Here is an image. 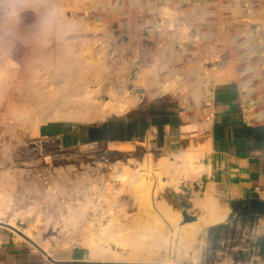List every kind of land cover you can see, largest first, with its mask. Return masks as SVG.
Returning <instances> with one entry per match:
<instances>
[{
    "label": "rangeland",
    "instance_id": "374dc122",
    "mask_svg": "<svg viewBox=\"0 0 264 264\" xmlns=\"http://www.w3.org/2000/svg\"><path fill=\"white\" fill-rule=\"evenodd\" d=\"M263 10L264 0H0V204L6 203L0 225L11 229L5 224L13 221L21 241V231H32L29 243L49 259H69L75 248L86 251L84 261L66 264H93L87 263L86 240L92 234L87 221L95 219L104 227L112 223L132 240L150 230L146 243L155 253L168 246V264L186 253L183 264H194L195 256L200 264H257L256 215L233 211L224 229L211 227L188 242L176 238L167 245L163 237L175 232L165 214L168 206L197 217L191 200L212 182L225 200L215 174L194 183L193 194L179 187L175 194L172 177L176 171L185 177L183 153L199 148L211 156L212 90L224 84L219 79L225 72L231 73L225 83L240 84L246 77L241 43L249 36L252 49L261 52L264 30L241 20ZM64 45L72 58L86 57L81 66L75 64L77 81L89 83L105 102L108 92H116L118 100L128 97L125 113L88 126L48 119L35 89L61 88L65 81L47 78L39 58ZM254 59L248 60V76L263 79ZM162 86L168 87L164 93ZM136 121L146 130L129 140H97L94 134L106 124ZM102 149L128 152L106 161L88 159ZM93 174L103 175V183L89 181ZM143 174L152 188L150 202L136 189ZM108 245L102 242L105 256L95 264H137L128 256L129 246Z\"/></svg>",
    "mask_w": 264,
    "mask_h": 264
},
{
    "label": "bare ground",
    "instance_id": "6f19581e",
    "mask_svg": "<svg viewBox=\"0 0 264 264\" xmlns=\"http://www.w3.org/2000/svg\"><path fill=\"white\" fill-rule=\"evenodd\" d=\"M235 14L237 9L234 8ZM254 13V14H253ZM241 22L246 23L252 22L255 31L259 29L264 30V10L260 12H250L248 13V18L241 20ZM257 26H261L260 28ZM63 25L59 23L58 28H62ZM60 32V31H57ZM59 34V33H58ZM264 37V36H263ZM264 39V38H263ZM67 45H64L61 49L57 47L58 52L50 51L47 54H42L39 58V62L41 63V67L45 68V70L50 73V77L47 78H54L59 79L63 78L65 86L61 88L47 90V85L45 88L42 85L35 90V97L37 98L38 103L41 105V110L48 111L51 115L48 119H54L58 122H64L67 124H77L80 126H88L97 123L104 122L108 119L115 118L121 116L125 113L124 103L129 104L131 100L126 97L122 100H118L116 97V92H108L111 94V99L109 102H105L101 99L100 95L98 94L97 89L90 88L89 83L79 82L77 77V70L80 67L76 68L75 64L81 66L82 63L85 62L86 57L80 56L76 58H72V54L64 51L67 50ZM57 53V54H55ZM88 55H92L90 52ZM261 55L264 57V40L263 46L261 47ZM264 66V60L262 62ZM231 75L230 72H225L220 76V81H227L229 76ZM47 83V82H45ZM49 84V82L47 83ZM99 85V84H98ZM45 86V85H44ZM37 87V86H35ZM68 88L70 89L68 91ZM162 89L159 91L161 93L166 92L168 87L162 86ZM63 89H66L64 92ZM63 90V91H60ZM213 92V90H212ZM122 104V105H121ZM133 105V101H132ZM127 113V112H126ZM122 152L126 150H121ZM211 151V150H210ZM96 155L88 156V159L91 158H99L106 160L107 158H116L122 155V152H118L116 155L110 153L108 150L107 153L97 151ZM109 152V153H108ZM128 152V151H126ZM182 157L184 158V174L185 177L182 178V175H179L180 172H175L173 175V184L175 185L176 193L179 194V191L184 194H193L192 191L193 184L199 181V179L203 175H207L208 177L213 175L215 172V159L214 156H208V152L206 149H196L192 152L183 153ZM62 158V156H61ZM87 158V157H86ZM69 159V158H68ZM67 158H62L61 160L69 161ZM132 160H129V163ZM143 162V161H142ZM65 164L66 162H62ZM142 164V163H141ZM123 165L120 163L116 164ZM117 168V167H115ZM142 172V169H141ZM145 174L139 176L140 182L139 187L136 189L140 192L142 196L141 199H144L147 202L151 200V192L152 188L147 182V178L144 176ZM124 177V178H123ZM127 178L126 174L123 176L119 175V179L125 180ZM183 180V182H181ZM160 182V181H159ZM176 182V183H175ZM185 182H187L185 184ZM182 183V185H180ZM178 187L181 188L178 191ZM215 187L214 183H210L204 192H200L194 194V198L191 200L193 207L200 211V214L196 217L197 220L192 223H186L179 225L182 221V212L184 211L182 208L179 209L177 212L171 210V205L167 207V212L165 213L168 218L171 217L172 223L175 225V232L173 235L164 236L165 244H173L178 238L180 242L185 241L188 242L190 239H194L199 235H204L211 227H216L219 225L224 224L230 214V208L226 204V196L223 194V198L225 200L220 201V198L215 194ZM158 191H153V196H156ZM6 204V203H5ZM4 203L0 204V214L2 215V210L4 208ZM0 223H4L0 220ZM5 225L13 228V230H17V226L13 221L10 223H6ZM112 223H109L106 227L98 225L96 219L87 221V230L90 231L92 234L86 240V245L88 250L90 251V262L87 263H97L100 259L105 256L103 253L106 251V248H102V242L107 243L110 245V242L113 243L116 247L124 248L130 247V254L128 256L132 257V263L137 264H168L169 262L166 261V256L168 253V246L165 249V252L161 253L158 251L152 250L151 244L146 243V237L152 236L150 230H143L141 231L140 237H135L132 240V236H126L125 234L120 233L118 229L112 227ZM177 227L183 229L182 233L177 231ZM116 230L118 232H116ZM23 240H32L34 239V235L32 231L25 230L21 231L18 235ZM145 237V238H144ZM171 238V239H170ZM108 245V246H109ZM107 246V247H108ZM110 248V247H108ZM115 250V249H114ZM181 253V252H179ZM164 254V255H163ZM132 255V256H131ZM188 257L186 253L185 256L179 255L178 260L175 264H183L184 259ZM131 261V259H129ZM194 264H200L199 258L194 257L192 259ZM80 263V262H78ZM101 263H111V262H101ZM226 264H231L230 262Z\"/></svg>",
    "mask_w": 264,
    "mask_h": 264
},
{
    "label": "crops",
    "instance_id": "0c3cea01",
    "mask_svg": "<svg viewBox=\"0 0 264 264\" xmlns=\"http://www.w3.org/2000/svg\"><path fill=\"white\" fill-rule=\"evenodd\" d=\"M240 99L238 82L220 84L214 89L209 146L216 163L215 182L226 196L229 216L234 204L243 205V208L253 203L262 206L261 213L247 214L256 215L262 228L257 264H264V123L245 121ZM218 228L225 226L222 224ZM15 232L0 225V264L78 263L88 256L86 251L75 248L68 255L69 259H49L36 252L27 239L19 240Z\"/></svg>",
    "mask_w": 264,
    "mask_h": 264
},
{
    "label": "built area",
    "instance_id": "2783aa9c",
    "mask_svg": "<svg viewBox=\"0 0 264 264\" xmlns=\"http://www.w3.org/2000/svg\"><path fill=\"white\" fill-rule=\"evenodd\" d=\"M249 38H250L249 36L246 37L245 40L241 43L242 44L241 50L244 49V51L241 52L239 55V58L241 59L240 63L244 64L242 70L245 71L244 74L246 75L243 81L240 84L238 83L240 87V98H241L240 107L245 121L251 124H259V123H264V74H263V79L256 78L254 76H248L249 72L247 71V69L249 64L248 60L249 58L253 57L255 58L254 65L260 67L264 71V66L262 65L264 57L261 55V52L259 50L254 51L252 49L251 44L248 42L250 40ZM94 145L98 146L97 143H94ZM98 151L104 152L103 149ZM96 153L98 152L96 151L95 154ZM96 167L100 168L97 165ZM93 175L94 176H92L89 179V181H92L97 184L103 183L102 181L103 175L100 174H93ZM112 182H116L115 179L112 178ZM64 213H68L67 210H65ZM260 232L262 233V228L258 224L256 228L253 230V234H256L258 238L259 237L261 238L262 235L260 234Z\"/></svg>",
    "mask_w": 264,
    "mask_h": 264
},
{
    "label": "trees",
    "instance_id": "16d2710c",
    "mask_svg": "<svg viewBox=\"0 0 264 264\" xmlns=\"http://www.w3.org/2000/svg\"><path fill=\"white\" fill-rule=\"evenodd\" d=\"M146 127L141 121H136L134 123L122 124V123H111L104 125L100 130L94 131L95 136L98 139H120L129 140L133 136H141L146 130ZM243 205L237 206L234 204V212L240 211L241 214L246 215L248 212L253 214L261 213L263 211L261 204L253 203L252 206H247L243 208Z\"/></svg>",
    "mask_w": 264,
    "mask_h": 264
},
{
    "label": "water",
    "instance_id": "95a60500",
    "mask_svg": "<svg viewBox=\"0 0 264 264\" xmlns=\"http://www.w3.org/2000/svg\"><path fill=\"white\" fill-rule=\"evenodd\" d=\"M197 218L193 215H189L187 212H182V224L195 222ZM16 230V229H15ZM17 231V230H16Z\"/></svg>",
    "mask_w": 264,
    "mask_h": 264
},
{
    "label": "clouds",
    "instance_id": "9594fccd",
    "mask_svg": "<svg viewBox=\"0 0 264 264\" xmlns=\"http://www.w3.org/2000/svg\"><path fill=\"white\" fill-rule=\"evenodd\" d=\"M5 2H6V0H5ZM7 6H8L9 8H11V7H12V4H11L10 2H8ZM13 14H14V12H10V13H9V15H13Z\"/></svg>",
    "mask_w": 264,
    "mask_h": 264
}]
</instances>
